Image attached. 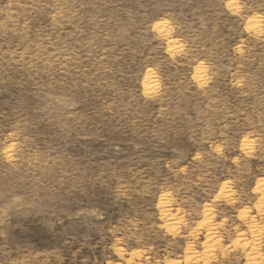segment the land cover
Instances as JSON below:
<instances>
[{"label": "rangeland", "instance_id": "rangeland-1", "mask_svg": "<svg viewBox=\"0 0 264 264\" xmlns=\"http://www.w3.org/2000/svg\"><path fill=\"white\" fill-rule=\"evenodd\" d=\"M0 264H264V0H0Z\"/></svg>", "mask_w": 264, "mask_h": 264}]
</instances>
